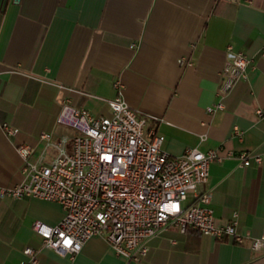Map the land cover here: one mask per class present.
Here are the masks:
<instances>
[{"label":"crops","instance_id":"obj_1","mask_svg":"<svg viewBox=\"0 0 264 264\" xmlns=\"http://www.w3.org/2000/svg\"><path fill=\"white\" fill-rule=\"evenodd\" d=\"M237 51L251 58L246 77L211 112ZM263 51L264 0H7L0 7V188L25 179L20 143L38 155L43 131L73 133L57 123L65 102L111 115L109 101L121 94L140 113L159 116L148 128L165 135L171 155L194 146L224 155L198 189L212 190L218 223L237 211L247 237L238 243L171 226L151 239L141 261L117 254L101 235L71 255L45 245L33 228L35 220L59 222V202L0 195V264H23L28 246L38 264H264V246H252L264 232V159L238 166L237 157L264 154ZM4 122L18 131L9 134Z\"/></svg>","mask_w":264,"mask_h":264},{"label":"built area","instance_id":"obj_2","mask_svg":"<svg viewBox=\"0 0 264 264\" xmlns=\"http://www.w3.org/2000/svg\"><path fill=\"white\" fill-rule=\"evenodd\" d=\"M250 59L244 51L231 54L223 68L219 99L209 111L225 107V96L246 77ZM116 85L120 88V81ZM109 102L111 115H95L65 102L57 123L71 128L72 134L55 138L54 132L43 131L38 155L34 145L23 142L17 146L24 158L25 179L0 188V195L37 197L62 205L64 215L59 222H33L43 243L74 255L89 237L101 235L117 254L141 261L151 239L171 226L181 231L193 227L219 239L228 236L244 242L247 235L238 231V212L226 223H218L211 205L212 190L198 189L209 180L211 163L224 155L217 148L204 151L198 146L171 155L163 147L165 135L148 128L149 120L159 116L140 113L121 94ZM257 112L264 116V108ZM3 127L9 134L18 131L8 122ZM50 151L54 153L48 160ZM237 157L238 166H248L261 163L264 154L250 150ZM252 246H264V232L252 239ZM25 252L29 257L23 264H38L37 249L28 246Z\"/></svg>","mask_w":264,"mask_h":264},{"label":"water","instance_id":"obj_3","mask_svg":"<svg viewBox=\"0 0 264 264\" xmlns=\"http://www.w3.org/2000/svg\"><path fill=\"white\" fill-rule=\"evenodd\" d=\"M7 0H0V7L4 8Z\"/></svg>","mask_w":264,"mask_h":264}]
</instances>
